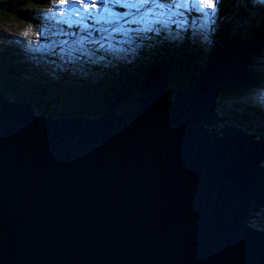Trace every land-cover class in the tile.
<instances>
[{
	"label": "water",
	"instance_id": "obj_1",
	"mask_svg": "<svg viewBox=\"0 0 264 264\" xmlns=\"http://www.w3.org/2000/svg\"><path fill=\"white\" fill-rule=\"evenodd\" d=\"M235 16L181 90L149 59L93 118L0 93V264H264V136L217 111L264 55V18Z\"/></svg>",
	"mask_w": 264,
	"mask_h": 264
},
{
	"label": "trees",
	"instance_id": "obj_2",
	"mask_svg": "<svg viewBox=\"0 0 264 264\" xmlns=\"http://www.w3.org/2000/svg\"><path fill=\"white\" fill-rule=\"evenodd\" d=\"M10 1L0 0V25L8 27L19 23L20 29L28 24L32 25L41 11L53 10L55 6L53 4L56 2V0H13L12 10L7 11L6 7ZM231 7L234 14L228 17V14L232 13ZM235 8L240 17L248 19L251 25L257 24L261 20L260 15L255 16L254 13L263 10V7L258 5L255 0H224L218 19L219 23L222 21V24H228L237 19ZM115 10L120 12V8ZM154 10L157 13L162 11L164 15L160 17L149 15L140 24H125L123 20L119 21V24L123 25L124 31L102 41L105 45L104 48L90 42L93 39L101 38L100 33L95 31L101 26L95 25L92 28L93 35L85 41L83 48L74 52L76 54L74 65H66L60 58H57L56 63L52 66L37 63L28 57L26 49L19 42L10 39L8 33L3 35L0 33V93L13 100L26 99L30 101L40 115L93 118L101 109L109 105L108 102H105L107 98L112 99L123 93H131L129 97L136 98L140 93L138 84L148 69L149 59L162 60L164 57L166 59L164 58L162 63L173 68V71L169 72L173 88L181 90L189 86L192 84L191 76L197 74L196 70L199 71L201 67L210 65L216 51L226 38V30L223 28L220 36L210 33L209 41L205 42L201 38L204 29L198 26L191 27L195 20H199L201 17L195 11L188 14L184 9L177 8ZM128 11L136 12L135 9H124L120 13L123 15ZM140 11L145 13L148 9ZM172 16H178L183 19L182 21L187 20L188 23L180 28L172 21ZM167 19H171V21L168 22ZM157 20L162 22L158 23ZM49 22L52 24L49 29L53 32L56 28L63 27V25H57L55 20L49 19ZM89 23L92 22L89 21ZM105 26L110 27L109 25ZM146 27L159 29V33L142 31ZM238 28H240L239 25ZM71 31L77 32L76 38L87 35V33H81L79 29ZM247 32L249 31H246L244 35H247ZM156 34H160L162 37L161 50L153 46ZM178 34L183 35L182 39L172 41L171 39ZM53 38L59 39L60 37ZM65 38L69 39V44L72 43L70 38L63 37V39ZM133 49H135L134 52ZM186 56L192 61L196 70L182 67L181 61ZM157 60L156 62H158ZM260 66L262 65H254V67ZM263 81L262 74L251 69V78L246 87L220 96L217 103L220 106L218 111L221 116L230 117V121H224L226 124L235 122L237 126H240L242 125L241 119H246L250 120L253 125L254 121L251 119L261 116L259 109L251 108L246 103L243 105L247 112L238 113L233 110L232 102L240 101L241 97L247 98L249 92L259 85H263ZM170 96L175 97L176 95L172 93ZM219 125L222 126V123L220 122ZM258 128L253 126V129L249 130L258 133ZM258 130L261 131L258 133L259 136L263 137L264 127ZM263 217L264 213L261 216L260 225L264 222Z\"/></svg>",
	"mask_w": 264,
	"mask_h": 264
},
{
	"label": "snow or ice",
	"instance_id": "obj_3",
	"mask_svg": "<svg viewBox=\"0 0 264 264\" xmlns=\"http://www.w3.org/2000/svg\"><path fill=\"white\" fill-rule=\"evenodd\" d=\"M223 3L224 0H56V7L61 5L63 7L58 13L49 9L50 16L48 19L55 20L57 25H63V27L56 28L51 36H47V33L51 29H45L43 35L39 32L34 34L38 40L44 39L47 36L50 43L46 47L54 55L57 54L56 49L58 48L60 59L66 65H74L75 59L73 53L83 48L85 41L93 35L92 28L95 25L101 26L95 29L97 33H100L101 38L99 40L93 39L90 42L98 44L100 48H104L105 45L102 41L108 40L110 36L124 31L123 25H120L119 21L123 20L125 24H140L149 15L157 17L164 15L162 11L157 13L154 9H184L188 14L195 11L204 19V24L201 26L204 32L201 35L207 41L209 34L218 30L216 25ZM258 3L264 4V0H258ZM116 8L135 9L136 12L128 11L121 15L119 11L115 10ZM145 8L148 11L141 13L140 10ZM73 17H77V19H73ZM128 17H131V19H128ZM89 21L92 23L90 24ZM157 22L161 23L162 21L157 20ZM187 23V20L183 21V24L186 25ZM105 25H109L110 27H106ZM72 29H79L81 33H87V35H81L79 38H76L77 32L71 31ZM142 31H156L159 33V29L148 27ZM32 32L33 30L31 29L25 31V37L32 34ZM104 33H107V35H104ZM53 37H68L72 39V43L69 44V39H55ZM177 38H179V34ZM65 46H67V49ZM132 51L134 52L135 49Z\"/></svg>",
	"mask_w": 264,
	"mask_h": 264
},
{
	"label": "rangeland",
	"instance_id": "obj_4",
	"mask_svg": "<svg viewBox=\"0 0 264 264\" xmlns=\"http://www.w3.org/2000/svg\"><path fill=\"white\" fill-rule=\"evenodd\" d=\"M13 1V0H11ZM260 4V3H259ZM55 5L53 8V11L57 12V10L61 9L63 6H59L56 7V2L53 4ZM263 9H264V4H260ZM207 10V9H206ZM121 12V9H120ZM259 12L255 13V15H258ZM50 16V12L49 11H41V14L36 16L35 21L32 22V25H30V27H28V25L23 26L22 29L19 28V23H15V26L9 25L8 27L4 26L3 24L0 25V33L1 35H3L4 33H8L9 37L12 41H17L19 42L22 47H24L28 53V57L37 62L40 63L42 65H46V66H52L56 63V59L60 58L59 55V49H56V55H54L51 50L46 47L47 44L50 43V41L47 39V36H51L53 31H50L47 33V36H45L44 39L38 40L37 37L35 36L34 33L39 32L42 35L45 33V29H49L51 28V23L49 22L48 17ZM172 21L175 22L176 24L179 25V27L181 28V26H183V19L178 17V16H172ZM73 19H77V17H73ZM168 22L171 21V19H167ZM16 22V21H15ZM37 23V24H36ZM204 24V19L201 16L200 19H196L195 22L191 25V27H201ZM227 26L225 23H221L219 24V21L216 25L217 27V31L214 32L215 35H217V32L219 31L220 26ZM42 27V29H41ZM33 30L32 34L28 35L27 37H25L24 32L28 31V30ZM204 32V30H202V33ZM183 35H179V38L174 37L171 40L172 41H177L179 39H182ZM201 38L204 40L203 35H201ZM59 39H63V37H60ZM66 39V38H65ZM71 39V38H70ZM162 37H160V34H156L155 35V43H154V47L158 50L162 49V41H161ZM72 40V39H71ZM205 41V40H204ZM209 40L205 41L208 42ZM71 44V43H70ZM67 49V46H65ZM155 55H159V54H155ZM76 54L73 53V57L75 58ZM166 59V57H164ZM164 58L162 60H164ZM77 59V57H76ZM151 60H154L155 58H150ZM262 65L260 67H253V70L257 71V73L263 74L264 73V55L261 56V58L257 59L253 65ZM249 100L251 101V106L255 109H259L260 108L264 111V82L263 85L260 86V88L258 90H253V92L248 96ZM128 99H132L131 101L135 102L137 99L136 98H130L128 96ZM30 102V101H29ZM130 103L133 104L132 102L125 100V102H122L121 104H125V103ZM31 103V102H30ZM257 105V107H256ZM220 110V106H218L217 111ZM219 113V112H218ZM220 115V114H219ZM261 118V117H260ZM259 124L264 125V121H258ZM257 121L253 123L254 126H257ZM222 126L221 127H225L226 126V122H221ZM263 127V126H262ZM243 129V127H240ZM260 129V128H258ZM257 129V132H260V130ZM264 211V210H263ZM264 212L258 213V217L256 219V221L254 223H259L261 220V216L263 215ZM264 218V217H263ZM263 220V219H262ZM264 226V225H263ZM259 228V227H258ZM260 230H262L261 228H259ZM263 231V230H262Z\"/></svg>",
	"mask_w": 264,
	"mask_h": 264
},
{
	"label": "clouds",
	"instance_id": "obj_5",
	"mask_svg": "<svg viewBox=\"0 0 264 264\" xmlns=\"http://www.w3.org/2000/svg\"><path fill=\"white\" fill-rule=\"evenodd\" d=\"M256 2H257V4L258 5H260L259 3H258V0H255ZM261 6V5H260ZM257 12H259L258 13V15H260V17H261V20H263V13H264V9L263 10H261V11H257ZM257 12H255V13H257ZM255 13H254V15H255ZM255 16H257V15H255ZM260 20V21H261ZM253 67H254V65H253ZM252 70H253V68H252ZM262 77L264 78V74H262ZM264 82V81H263ZM5 95V94H4ZM7 96V95H6ZM240 99V101H234V102H232L233 103V105H232V107L234 108L233 110H235L236 112H247V109H246V107H245V105H243L244 103H246L249 107H251V108H253L252 106H251V101L249 100V98H248V96H247V98H244V97H241V98H239ZM238 105V106H237ZM256 107H257V105H256ZM260 112H261V118L262 117H264V111L260 108ZM227 116V115H226ZM227 117H229V116H227ZM260 117H256V118H253V119H251V120H253L254 122H258V121H262L261 120V118ZM230 118V117H229ZM228 121H230V119L228 120ZM242 121V125H244V126H246V128L249 130V129H253V126L254 125H251V123H250V120H241ZM224 122V121H223ZM263 122V121H262ZM233 123V122H232ZM235 123V122H234ZM237 124V123H236ZM239 125V124H238ZM241 126V125H240ZM263 127H264V125H263ZM254 132V131H253ZM259 133V132H258Z\"/></svg>",
	"mask_w": 264,
	"mask_h": 264
},
{
	"label": "bare ground",
	"instance_id": "obj_6",
	"mask_svg": "<svg viewBox=\"0 0 264 264\" xmlns=\"http://www.w3.org/2000/svg\"><path fill=\"white\" fill-rule=\"evenodd\" d=\"M36 24H37V23H36ZM41 29H42V27H41ZM260 86H261V85H259L255 90H258V89L260 88ZM257 125L259 126V128H262V126H263V125L259 124V122L257 123ZM262 212H263V211H260L261 214H262ZM255 225H256V226H259L260 223H255ZM263 225H264V222H263L262 225H260V228H261V229H264V226H263Z\"/></svg>",
	"mask_w": 264,
	"mask_h": 264
}]
</instances>
